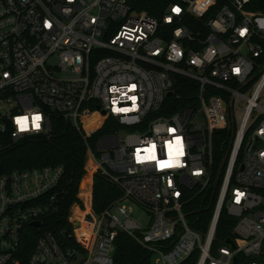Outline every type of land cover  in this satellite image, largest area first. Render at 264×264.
<instances>
[{
	"label": "built area",
	"instance_id": "built-area-1",
	"mask_svg": "<svg viewBox=\"0 0 264 264\" xmlns=\"http://www.w3.org/2000/svg\"><path fill=\"white\" fill-rule=\"evenodd\" d=\"M249 4L171 0L157 18L130 0H0V157L48 138L52 115L85 142L84 173L55 231L64 166L0 172V264H113L118 232L153 264H264V11ZM108 118L116 130L88 140ZM229 128L200 232L187 205L220 173L215 142ZM95 174L121 192L100 212ZM132 204L150 214L146 224ZM223 206L234 224L216 241Z\"/></svg>",
	"mask_w": 264,
	"mask_h": 264
},
{
	"label": "trees",
	"instance_id": "trees-1",
	"mask_svg": "<svg viewBox=\"0 0 264 264\" xmlns=\"http://www.w3.org/2000/svg\"><path fill=\"white\" fill-rule=\"evenodd\" d=\"M171 0H130L131 7L137 10H145L160 18L164 8ZM249 6L256 10L264 11V0H250ZM176 108V107H175ZM160 110L157 114H161ZM52 133L47 137L37 136L27 138L15 144L3 156L0 157V172L15 167H30L36 165L62 164L65 172L63 181L69 190L65 201L60 205V210L51 219V228L55 231L57 225L64 223L66 208L74 200V194L84 169L85 142L82 136L68 123L56 115L51 116ZM113 118H108L105 124L94 133L90 139H94L116 130ZM221 138L215 142L216 167L221 162L220 173L215 172L213 180L202 190L192 193V198L187 205V218L190 227L206 232L210 223L214 206L217 200L221 174L226 165L227 157L224 150L228 146V139L232 135V129L221 132ZM223 140V142H222ZM86 179L81 183L85 185ZM120 190L108 179L100 174L94 175L93 184V208L100 212L107 204L119 198ZM234 218L227 214L223 206L215 229L216 241L231 234ZM113 264H153L152 255L124 232H118L114 242ZM182 264H194V257L190 256Z\"/></svg>",
	"mask_w": 264,
	"mask_h": 264
},
{
	"label": "rangeland",
	"instance_id": "rangeland-1",
	"mask_svg": "<svg viewBox=\"0 0 264 264\" xmlns=\"http://www.w3.org/2000/svg\"><path fill=\"white\" fill-rule=\"evenodd\" d=\"M262 93L264 94V89H263ZM263 98H261L260 102H264ZM241 115H242V113L238 112L239 118L241 117ZM131 206H132V215L135 216L137 219L142 221L144 224H146L150 220V214H148L147 212H145L144 210H142L141 208H139L135 204H132Z\"/></svg>",
	"mask_w": 264,
	"mask_h": 264
},
{
	"label": "snow or ice",
	"instance_id": "snow-or-ice-1",
	"mask_svg": "<svg viewBox=\"0 0 264 264\" xmlns=\"http://www.w3.org/2000/svg\"><path fill=\"white\" fill-rule=\"evenodd\" d=\"M174 11L179 12L180 10L177 8V9H174ZM39 119H40L39 116L33 117L34 126L37 127V128L39 127V123H38ZM17 122L21 125V130H24V129L27 128V117L21 118ZM154 147L155 146H153V148ZM180 154L182 155L183 153L181 152ZM148 159H155V156L154 155L150 156V157H148ZM171 166H172L171 163H165V162H161L160 163V167H171Z\"/></svg>",
	"mask_w": 264,
	"mask_h": 264
},
{
	"label": "water",
	"instance_id": "water-1",
	"mask_svg": "<svg viewBox=\"0 0 264 264\" xmlns=\"http://www.w3.org/2000/svg\"><path fill=\"white\" fill-rule=\"evenodd\" d=\"M33 224L38 225L39 222L38 221H34ZM227 241H230V240H227Z\"/></svg>",
	"mask_w": 264,
	"mask_h": 264
},
{
	"label": "clouds",
	"instance_id": "clouds-1",
	"mask_svg": "<svg viewBox=\"0 0 264 264\" xmlns=\"http://www.w3.org/2000/svg\"><path fill=\"white\" fill-rule=\"evenodd\" d=\"M39 128V127H38ZM141 159H148V157H141Z\"/></svg>",
	"mask_w": 264,
	"mask_h": 264
}]
</instances>
